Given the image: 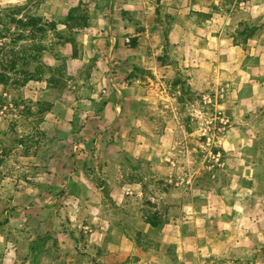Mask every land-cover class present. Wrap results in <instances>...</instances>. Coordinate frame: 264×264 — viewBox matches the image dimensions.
<instances>
[{"label": "rangeland", "instance_id": "1", "mask_svg": "<svg viewBox=\"0 0 264 264\" xmlns=\"http://www.w3.org/2000/svg\"><path fill=\"white\" fill-rule=\"evenodd\" d=\"M134 1L141 12L123 37L132 35L135 53L103 56L102 68L92 55L68 69L70 57L83 60L88 2L75 6L86 19H70L47 15V0H0V264H39L47 243L55 253L53 241L33 249L32 223L85 220V201L67 196L80 193L79 180L47 175L44 160L56 156L70 158L71 171L80 158L120 162L123 173L91 179L85 200L137 225L156 223H148L155 254L173 256L181 245L192 264L194 253L225 249L229 237L264 254V0ZM32 15L41 22H14ZM71 39L68 57L60 45ZM46 94L72 116L42 114L52 103L37 96ZM88 121L98 129L82 130Z\"/></svg>", "mask_w": 264, "mask_h": 264}, {"label": "crops", "instance_id": "2", "mask_svg": "<svg viewBox=\"0 0 264 264\" xmlns=\"http://www.w3.org/2000/svg\"><path fill=\"white\" fill-rule=\"evenodd\" d=\"M47 1V4L49 5V14L47 15L53 18L57 17L56 14H58V16L68 14L72 7L79 5L82 1H86L89 4V14L93 17V21L89 26L85 27L86 31L78 35L81 36L80 41L84 45V61L75 62L76 59L70 57L72 60L67 64L68 69L83 67L86 65L85 63H87L85 61H90L88 58L89 56L92 57V55L98 56V61H96L97 66L93 67L102 68V64L104 63L101 59L103 56H109L111 59L115 58L114 61H116L119 55L129 57V55H133L135 53V49L131 48L129 43H126L127 38L132 35H125L123 37V31L125 29V22L126 27L128 28L130 24L129 18H131V15H134L136 12H141V4L136 6V1ZM93 45H96L100 50L90 49ZM60 48H62V52L68 57L73 53V47L70 42H64L60 45ZM46 55H51V58L53 57V53L50 54V52H47L45 56ZM50 63L51 65L58 66L62 64V62L57 59ZM45 96L46 97L44 98L41 96L37 97L40 100L45 99L46 101H50L52 103L47 104L48 109L42 112V114L47 117H55L56 115L57 117H68L70 115L72 116L74 113V109L68 107L67 104H64V102L62 103L63 108L59 107L56 103L57 100L54 99L53 95L51 96L46 94ZM90 102L95 104L96 100H91ZM111 106L113 105L107 104L106 107H104V111L112 109ZM56 110L59 111V113ZM92 110L90 109L89 111ZM89 111L87 110V113L84 115L86 116L89 114ZM52 123L54 122H51L50 124V122L45 121L43 124L49 128L54 126ZM91 124L92 122L90 121L82 130L93 131L98 129L97 127L94 128V125L92 124V126ZM65 125H67L69 129L71 128V124L69 122L66 123V121H64V124L62 125L63 129L66 127ZM62 143H66V141L58 143L59 147L64 148ZM89 160L92 161V165H95L96 160H93V158H80L77 162V168L73 171H71L73 162L70 161V158L56 156L49 157L44 160V163L48 166V168L46 167V170H49L47 175H54L56 176V179L58 178L60 180L65 178V176H67L69 180H71V178L79 180L80 193L71 195L68 192L67 196H74L75 198H80V201L81 199L85 201L84 203L82 202L83 204L78 206V211L84 215L85 220H73L71 222L41 220L37 221V223H32L30 228L33 225V227L38 228V232L35 235L36 238L33 239L34 242H32V244H34L35 241L38 243V240L44 236L47 238V242L53 241V245H55L53 246L55 253H52L50 251V245L48 243L46 244L45 249L49 248V250L45 252L43 251L44 253H42L40 257L41 262L39 264H191L187 263L189 261L185 260L181 245L179 246L178 253L173 256L167 253L166 248L165 251H161L160 253L155 254L151 252L149 247L151 240L150 229L153 227L145 221H143V224L141 222V224L137 225L136 221L130 219L127 215L117 216L114 215L115 213L108 214L107 211H103L102 205H93L85 200L91 194H94L91 186V179H93L95 175H99L104 178V176H107L108 174L111 175V172L113 171L117 172V175L123 173V165H121L120 162L114 163L113 159L111 161L108 160L107 163L103 162V164L100 165L96 164V169L89 168ZM106 167H108V169ZM41 192L44 193L46 190L42 189ZM124 192L129 193V191ZM95 195L100 196V193L97 191L95 192ZM253 197L257 199L259 196L255 194ZM251 200L254 201L253 199ZM38 207V211H40V213H45V211L49 209V206H47L46 203H41ZM74 212L76 211L74 210ZM139 232H142L141 235ZM160 241H162V239H160ZM164 242L166 247L167 236H165ZM40 244H42V242ZM72 248H82V250L86 251V254L77 255L75 251H71V254H68L69 250ZM252 251L253 247L250 242H245L244 240L242 241L240 237H237L235 241L232 242V237H229L227 239L225 249L215 247L213 253L211 254L203 252L202 250L201 252L198 251L193 254L190 262H192V264H215V262L218 261H224L228 264H263L261 262L264 260V254L263 251H261V248L255 249L256 252ZM33 261L34 260H32V262ZM45 261H47V263ZM36 263L37 262H35V264Z\"/></svg>", "mask_w": 264, "mask_h": 264}, {"label": "trees", "instance_id": "3", "mask_svg": "<svg viewBox=\"0 0 264 264\" xmlns=\"http://www.w3.org/2000/svg\"><path fill=\"white\" fill-rule=\"evenodd\" d=\"M29 1H33V0H29ZM76 12H78V6H77V7H72V8L69 10V12H68L69 18H70V19H76V18L78 17V18H84V19H86L85 16H82V15H80V14H77ZM84 15H85V14H84ZM41 20H42V18H40V17H38V16H35V15H32V16H29L28 18H26V20H23V19H14V22H16V23H22V24H24V23L26 22L24 25L32 26V25H36V24L40 23ZM23 22H24V23H23ZM0 24H1V22H0ZM82 25H84V24H82ZM54 27H55V25H54ZM66 41H67V42H70V43L73 44V42H72L73 39H71V40H66ZM159 63H160V64H163V61H161V62L159 61ZM14 64H15V62H14ZM6 79H7V70H5V68H4L3 70L0 69V87H1V85H2L3 83H5ZM147 223H149V224H151V225H153V226L156 225V223H152V222H150V221H147ZM38 241H39L38 244L42 242L41 245H44V243L47 241V238H45V237L43 236V237L40 238ZM38 244H36V243L33 244V245H36L33 249H35V250L37 251V253L40 252L39 250H40V248H41L40 246H38ZM41 249H42V248H41Z\"/></svg>", "mask_w": 264, "mask_h": 264}]
</instances>
